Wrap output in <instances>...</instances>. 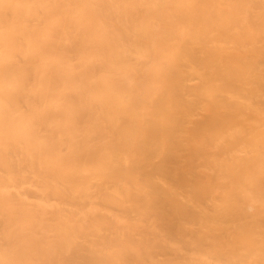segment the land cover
Masks as SVG:
<instances>
[{"label":"bare ground","instance_id":"obj_1","mask_svg":"<svg viewBox=\"0 0 264 264\" xmlns=\"http://www.w3.org/2000/svg\"><path fill=\"white\" fill-rule=\"evenodd\" d=\"M0 264H264V0H0Z\"/></svg>","mask_w":264,"mask_h":264}]
</instances>
